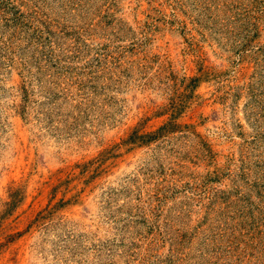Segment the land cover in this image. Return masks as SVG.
Returning <instances> with one entry per match:
<instances>
[{"label": "rangeland", "instance_id": "rangeland-1", "mask_svg": "<svg viewBox=\"0 0 264 264\" xmlns=\"http://www.w3.org/2000/svg\"><path fill=\"white\" fill-rule=\"evenodd\" d=\"M0 264H264V0H0Z\"/></svg>", "mask_w": 264, "mask_h": 264}]
</instances>
